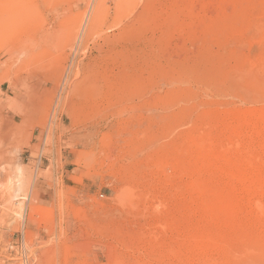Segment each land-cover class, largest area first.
<instances>
[{"label":"rangeland","instance_id":"rangeland-1","mask_svg":"<svg viewBox=\"0 0 264 264\" xmlns=\"http://www.w3.org/2000/svg\"><path fill=\"white\" fill-rule=\"evenodd\" d=\"M14 2L0 264H264V0Z\"/></svg>","mask_w":264,"mask_h":264},{"label":"bare ground","instance_id":"bare-ground-1","mask_svg":"<svg viewBox=\"0 0 264 264\" xmlns=\"http://www.w3.org/2000/svg\"><path fill=\"white\" fill-rule=\"evenodd\" d=\"M17 1H18V0H17ZM14 3H15L14 0H13V1H12V0H0V8H1V13H0V37H1V36H4V35L6 34V32L10 33L11 31H13V30H15L16 28H18V26H20L21 22H24V20L26 19V17H23L22 15H19V14L15 13L14 11H12V6H13ZM126 5H127V4H126ZM226 10H230V8H227ZM141 21H142V20H141ZM92 24H93V22L90 21V24L88 25V31H89L90 28L92 27ZM139 26H140V25H139ZM133 39H134V38H133ZM239 119H240V118H239ZM243 122H245V121L243 120ZM243 122H242V123H243ZM233 123H234V122H233ZM239 123H241V120H240ZM245 124H247V123H245ZM241 126H242V125H241ZM243 126H244V125H243ZM247 126H248V125H247ZM245 128H248V127H245ZM242 142H243V141H242ZM238 143H239V142H238ZM247 143H248V142H247ZM257 143H258V142H257ZM249 144H250V143H249ZM191 145H192V144H191ZM191 145H190V146H191ZM254 145H255V144L252 143V147H251L252 150H253V148H255ZM203 146H204V145H203ZM247 146H248V144H247ZM257 147H258V146H257ZM257 147H256V148H257ZM204 148H205V147H204ZM245 148H247V147L245 146L244 149H245ZM248 148H249V147H248ZM244 149L242 150L243 152L241 151L242 153L240 152V153L242 154L243 157H244V155H245V156L248 155L249 152H250L249 149H245V150H244ZM197 150H200V151H201L200 148L197 149ZM202 150H203V149H202ZM215 150H216V149H215ZM252 150H251V151H252ZM255 150H256V149H255ZM210 151H212V152H211L212 155L210 154L211 157H212V156H213V150H210ZM238 151H239V150H238ZM204 152H205V151H204ZM236 152H237V151H236ZM252 152H253V151H252ZM197 153H198V152H197ZM208 153H209V152H208ZM208 153H207V155H209ZM215 153H216V152H215ZM221 153H222V152H221ZM237 153H238V152H237ZM217 154H218V153H217ZM241 154H240V155H241ZM251 154H252V153H251ZM179 155H180V154L178 153L177 156H174V158H172V160H171V163H174V162L176 161V159H177L176 157H178ZM225 155H226V154H225ZM225 155H224V156L222 155V156H223V157H226ZM234 155H235V154H234ZM214 156H215V154H214ZM214 156H213V157H214ZM222 156H221V157H222ZM202 157H203V154H202L201 157L198 156V158L195 159V161L197 160V161H196L197 163H199V162H207V160L205 161ZM207 157H208V156H207ZM215 157H216V156H215ZM217 157H218V156H217ZM221 157H220V159H219V158H216V159H219L220 161H222V160H221ZM238 157H239V156H238ZM240 157H241V156H240ZM243 157H241L240 159H242ZM233 158L239 160L238 158H236V156L233 157ZM209 159H211V158L209 157ZM213 159H214V158H212V160H213ZM216 159H214V161H215ZM222 159H223V158H222ZM227 159H230V157H229V158L226 157V160H225V158H224L225 161H227ZM231 159H232V158H231ZM244 159H246V158H243V160H244ZM192 160H193V159H192ZM224 160H223V161H224ZM232 160H233V159H232ZM232 160H231V162H232ZM243 160H240V162H242ZM247 160H248V157H247V159H246V162H247ZM215 162H216V161H215ZM217 162H218V161H217ZM228 162H230V161L228 160ZM228 162H226V164H227ZM233 162H234V161H233ZM238 162H239V161H238ZM238 162H237V164H238ZM240 162H239V163H240ZM246 162H244V163L246 164ZM248 162H249V163H248ZM248 162H247L248 165L246 166L247 168L250 167V166H249V164H251V163H250V159L248 160ZM207 163H208L209 165H213V162L210 161V160H209ZM234 163H235V162H234ZM234 163H232V164H234ZM242 163H243V162H242ZM229 164H231V163H229ZM232 164H231V165H232ZM237 164H236V166H237ZM245 164H243V165H245ZM259 164H260V163H259ZM234 165H235V164H234ZM253 165H254V164H253ZM257 165H258V164H257ZM213 166H214V165H213ZM223 166H225V164H224ZM236 166H235V167H236ZM239 166H241V165H239ZM254 166H255V165H254ZM225 167H226V166H225ZM230 167H232V166H230ZM235 167H234V168H235ZM242 167H243V166H242ZM247 168H246V169H247ZM250 168H251V167H250ZM258 168H259V167H258ZM239 169H240V168H239ZM205 170H206V169H205ZM241 170H242V168H241ZM155 171H156V174H157V175H158V174H161V172H162V164H158V166L156 167V170H155ZM226 171H227V170H226ZM253 171H254V170H253ZM262 171H263V170H262ZM224 172H225V171H224ZM227 172H229V171H227ZM233 172H235V169H234ZM236 172H238L237 169H236ZM246 172H247V171H246ZM251 172H252V168H251ZM229 173H230V172H229ZM230 174H231V173H230ZM157 175H156V176H157ZM224 175H225V174H224ZM233 175H234V173H233ZM236 175H237V174H236ZM242 175H245V173L242 174ZM154 176H155V175H154ZM227 176L229 177V174H228ZM260 176H261V175H260ZM157 177H158V176H157ZM225 177H226V176H225ZM225 177H224V178H225ZM234 177H235V176H234ZM248 177H249V176H248ZM244 178H245V177H244ZM229 180H231V179H229ZM248 180H249V179H248ZM225 181H227V180H225ZM233 181H234V180H233ZM243 181H244V180H243ZM261 181H262V180H261ZM263 182H264V181H263ZM241 183H242V181H241ZM197 184H198V183H197ZM236 184H237V183H236ZM193 185H195V184H194V183H192V184L190 183V187L193 186ZM199 185H200V184H199ZM199 185H198V186H199ZM224 185H225V184H224ZM181 186H182V183L179 184L176 188L179 189ZM195 186H196V185H195ZM228 186H229V184H228ZM242 186H243V184H242ZM203 187H204V186H203ZM247 187H248V185H247ZM259 187H261V186H259ZM259 187H258V188H259ZM262 187H263V186H262ZM192 188H193V187H192ZM192 188H191V189H192ZM199 188H200V187H199ZM199 188L196 187V190L199 189ZM225 188H226V185H225ZM249 188H250V187H249ZM258 188H257V190H258ZM263 188H264V187H263ZM193 189H194V188H193ZM223 189H224V188H223ZM226 189H227V188H226ZM254 189H255V188H254ZM261 189H262V188H261ZM203 190H204V189H203ZM250 190H251V188H250ZM224 192H225V190H224ZM224 192H223V193H224ZM226 192H227V191H226ZM230 192H231V191H230ZM238 192H239V191H238ZM258 192H259V191H258ZM228 194H229V193H228ZM232 194H233V193H231L230 195H232ZM216 195H217V194H216ZM219 195H221V194L219 193ZM225 195L228 196L227 194H225ZM230 195H229V196H230ZM237 195H239V194H237ZM221 196H223V195H221ZM229 196H228V197H229ZM219 197H220V196H219ZM231 197H232V196H231ZM235 197H236V196H235ZM201 198H202V197H201ZM223 198H224V197H223ZM229 198H230V197H229ZM244 198H245V197H244ZM263 198H264V197H263ZM221 199H222V198H221ZM231 199H232V198H231ZM235 199H236V198H235ZM235 199H234V200H235ZM191 200H193V199H191ZM202 200H204V199H202ZM202 200H201L200 202H202ZM204 201L206 202V200H204ZM220 201H221V200H220ZM188 202L191 203L190 200H189ZM200 202H199V204H201ZM223 202H224V201H223ZM223 202H221V203L223 204ZM229 202H230V201H229ZM235 202H236V201H235ZM203 203H204V202H202V205H205V206L207 205V202H206V204H205V203L203 204ZM225 203H226V202H224V204H225ZM259 203H260V202L258 201V203L253 204L254 209L257 210V211L261 210V205H260ZM199 204H198V205H199ZM193 205H195L194 202H193ZM196 205H197V204H196ZM198 205H197V206H198ZM220 205H221V204H220ZM220 205H219V206H220ZM226 205H227V204H226ZM226 205H225V207H226ZM221 206H222V205H221ZM235 206H236V205H235ZM187 207H189V204L187 205ZM199 207H200V205H199ZM203 207H204V206H203ZM222 207H224V205H223ZM225 207H224L225 210H227V209L230 210V208H227L228 206H227L226 208H225ZM233 207H234V205H233ZM233 207H232V208H233ZM193 208H194V207H193ZM205 208L208 209V207H205ZM205 208H204V209H205ZM220 208H221V207H220ZM250 208H251V207H250ZM224 209H220L221 211L218 210L217 213H218V212L224 213V212L222 211V210H224ZM234 209H235V208H234ZM254 209H253V210H254ZM205 210H206V209H205ZM212 210H213V209H212ZM225 210H224V211H225ZM251 210H252V209H250L249 212L252 213ZM189 211H190V210H189ZM214 211H215V210H214ZM214 211H213V212H214ZM231 211H233V210H231ZM226 212H227V211H225V213H226ZM228 212H229V211H228ZM228 212H227V213H228ZM234 212H235V210H234ZM234 212H233V213H234ZM246 212H248V211L246 210ZM246 212H245V213H246ZM254 212H255V211H254ZM245 213H244V214H245ZM259 213H260V212H259ZM215 214H216V213H215ZM234 214H235V213H234ZM247 214H249V213H247ZM247 214H246V215H247ZM254 214H255V213H254ZM218 215H220V214H218ZM251 215H253V213H252ZM251 215H250V216H251ZM234 217H235V216H234ZM219 218H220V217H219ZM161 227H162V226H161ZM207 242H208V241H207ZM207 242H206V243H207ZM187 243H188V242H187ZM204 243H205V242H204ZM212 243H213V242H209V244H212ZM189 244H190V243H189ZM198 244H199V243H198ZM209 244L207 243V245H209ZM204 245L206 246V244H204ZM204 245H203V246H204ZM209 246H210V245H209ZM190 247H192V246H190ZM210 247H211V246H210ZM192 248H195V247H192ZM203 249H205V247H202V250H203ZM206 249H207V248H206ZM207 251H208V250H207ZM205 253H206V252H205ZM199 254H200V253H199ZM199 257H201V256L199 255Z\"/></svg>","mask_w":264,"mask_h":264}]
</instances>
